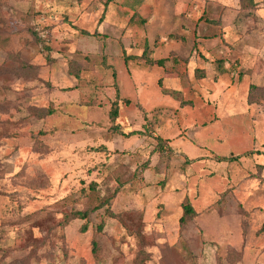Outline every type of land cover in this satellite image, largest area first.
<instances>
[{"label":"rangeland","instance_id":"rangeland-1","mask_svg":"<svg viewBox=\"0 0 264 264\" xmlns=\"http://www.w3.org/2000/svg\"><path fill=\"white\" fill-rule=\"evenodd\" d=\"M253 2L0 0V264H264Z\"/></svg>","mask_w":264,"mask_h":264},{"label":"trees","instance_id":"trees-1","mask_svg":"<svg viewBox=\"0 0 264 264\" xmlns=\"http://www.w3.org/2000/svg\"><path fill=\"white\" fill-rule=\"evenodd\" d=\"M247 1H248V3H247L248 6H245V9L243 8L245 11H249L250 8H253L254 7L253 0H247ZM240 4H241V1H240ZM147 62L149 64L151 63V61H149V60H147ZM156 63L158 65L162 66L163 65V60H158ZM111 116L112 117H116L117 116V107L116 106H114V109L111 112ZM135 133H140V132H133L132 134H135ZM126 135L128 136L130 134H126ZM238 158H239V156L238 157L236 156V157L228 158V159L227 158H224V159H227L228 161H235V160H238ZM186 212H188V213L192 212V209H191L190 206H186ZM72 215H73V217H78V218L83 219V218H86L87 212L86 211H76V212L72 213ZM83 231H85V227L83 228Z\"/></svg>","mask_w":264,"mask_h":264}]
</instances>
